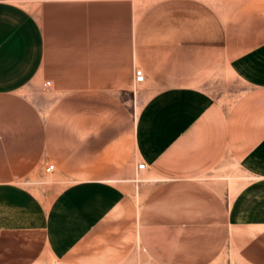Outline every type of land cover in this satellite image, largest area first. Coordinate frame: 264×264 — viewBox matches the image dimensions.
<instances>
[{
	"label": "crops",
	"instance_id": "0c3cea01",
	"mask_svg": "<svg viewBox=\"0 0 264 264\" xmlns=\"http://www.w3.org/2000/svg\"><path fill=\"white\" fill-rule=\"evenodd\" d=\"M145 1L0 0V264H264V0Z\"/></svg>",
	"mask_w": 264,
	"mask_h": 264
},
{
	"label": "rangeland",
	"instance_id": "374dc122",
	"mask_svg": "<svg viewBox=\"0 0 264 264\" xmlns=\"http://www.w3.org/2000/svg\"><path fill=\"white\" fill-rule=\"evenodd\" d=\"M143 1H144V4H145L146 1L145 0H143ZM226 78H227V80L232 81V83H230L228 81L227 82L226 81L222 82V84L220 83L222 86L221 85L219 86V94H221V93H223V92H225L226 90L229 89L231 91V93H234V94H232L233 97H230V99H231L230 101H232V98L234 99L236 97V95L240 94L243 91L244 87L240 83L235 82L234 80H232L231 77L226 76ZM229 83H230V86L228 88L227 84H229ZM46 89H47L46 86H42L41 90L46 91Z\"/></svg>",
	"mask_w": 264,
	"mask_h": 264
},
{
	"label": "built area",
	"instance_id": "2783aa9c",
	"mask_svg": "<svg viewBox=\"0 0 264 264\" xmlns=\"http://www.w3.org/2000/svg\"><path fill=\"white\" fill-rule=\"evenodd\" d=\"M134 80H135L136 83L143 82V80H144V74H143V71L141 69H136L134 71ZM44 86L48 87L49 86V82L46 81L44 83ZM144 166H145L144 163H140V164H138V169H143ZM53 168H54V165L53 164H49V165H47L45 171L49 172V171L53 170Z\"/></svg>",
	"mask_w": 264,
	"mask_h": 264
}]
</instances>
